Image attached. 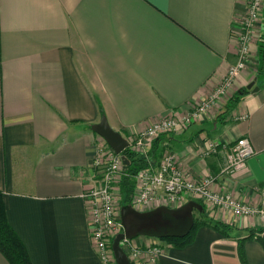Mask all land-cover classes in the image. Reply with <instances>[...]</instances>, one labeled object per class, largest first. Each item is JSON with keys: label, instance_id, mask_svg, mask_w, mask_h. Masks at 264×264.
Segmentation results:
<instances>
[{"label": "crops", "instance_id": "crops-1", "mask_svg": "<svg viewBox=\"0 0 264 264\" xmlns=\"http://www.w3.org/2000/svg\"><path fill=\"white\" fill-rule=\"evenodd\" d=\"M249 4L0 0V192L32 264H105L91 239L85 197L101 138L92 127L106 117L127 139L208 97L239 61L237 36ZM258 42L251 47L254 64L235 80L229 99L262 80ZM258 89L243 95L231 113H246L245 121L213 114L162 136L154 143L156 162L173 151L193 180L214 175V191L264 207V91ZM243 137L256 155L244 171L221 174L229 150ZM210 143L217 151L205 156ZM206 209L233 226L229 237L201 227L191 244L167 246L157 264H243V239L247 264H264L257 240L263 220ZM250 229L257 234L251 239ZM0 264H10L1 252Z\"/></svg>", "mask_w": 264, "mask_h": 264}, {"label": "built area", "instance_id": "built-area-1", "mask_svg": "<svg viewBox=\"0 0 264 264\" xmlns=\"http://www.w3.org/2000/svg\"><path fill=\"white\" fill-rule=\"evenodd\" d=\"M264 0H250L247 15L243 19V29L237 36L239 41V61L231 67L223 83L208 97L199 100L182 113L169 112L159 121L152 122L142 132L127 138L130 148L144 157L149 166L139 171L136 176V191L133 208L146 212L161 206L179 208L190 199L201 201L206 207L220 209L233 214L239 219L259 217L264 221V207L245 204L227 191H214L216 181L209 175L200 181L188 176L179 166L176 153L166 150L159 163H151V150L154 143L162 136L172 135L218 115L230 100V92L235 80L252 65L253 43L259 40L262 27L261 13ZM248 115L241 113L233 116L235 121H245ZM217 143H210L204 151L210 156L217 151ZM256 155L248 137L240 138L229 150L221 174L232 175L244 171L249 161ZM122 155H117L105 141H99L91 167L95 171L94 184L88 188L85 197L90 215L91 239L101 260L105 264H118L114 251L115 245L128 256L132 264H157L165 256L166 243L160 239L126 237L121 222L119 182L125 168ZM264 198V188L262 189Z\"/></svg>", "mask_w": 264, "mask_h": 264}, {"label": "trees", "instance_id": "trees-1", "mask_svg": "<svg viewBox=\"0 0 264 264\" xmlns=\"http://www.w3.org/2000/svg\"><path fill=\"white\" fill-rule=\"evenodd\" d=\"M261 22L262 27L259 32L257 52L259 61V71L257 74L258 79H264V8L261 13ZM250 93L251 92L247 91L246 89L241 90L240 93H236L234 97L227 102L219 117H222L223 119L230 117L231 113L234 112V110L240 103L242 96ZM154 152L155 148L153 146V151L151 152L152 164L157 161L156 156H154ZM123 156H125L129 164L125 166L121 180L119 182L121 198L120 204L121 208H130L133 206V198L136 189V176L139 171L147 168L150 164L144 157L135 153L131 149L124 151ZM197 202L203 205L205 211L204 213H201L199 211L195 212V224L193 230L184 239H165L164 242H166L168 246L183 248L186 245L191 244L195 240L196 234L201 227L213 228L219 231L221 234L229 237L230 232L234 229L233 226H231L229 223H224L216 220L213 217H210L207 213L206 206L201 201ZM258 232L260 234H263L264 229H259ZM249 233V239L257 236L255 229H250ZM244 240L245 239L240 241L239 253L243 264H247L244 254ZM257 240H259L264 245V238L261 235L257 236ZM116 243L117 241L113 242L114 245ZM0 252L4 255V257L10 264H32L27 248L8 221L4 194L2 192H0Z\"/></svg>", "mask_w": 264, "mask_h": 264}, {"label": "water", "instance_id": "water-1", "mask_svg": "<svg viewBox=\"0 0 264 264\" xmlns=\"http://www.w3.org/2000/svg\"><path fill=\"white\" fill-rule=\"evenodd\" d=\"M254 85V82L251 83L247 89L252 90ZM258 90V88H255L253 92H257ZM92 130L99 135L117 155H122L126 166L129 164L125 156H123V153L130 148V144L121 133L111 128L106 117H103L99 124L94 125ZM196 211L201 213L205 211L203 205L197 201H189L176 209L161 206L146 212H139L133 207L122 208L121 222L126 237L130 239L142 237L160 240L170 238L184 239L193 230ZM262 237L264 238V233ZM114 251L118 264H132L118 244L115 245Z\"/></svg>", "mask_w": 264, "mask_h": 264}, {"label": "rangeland", "instance_id": "rangeland-1", "mask_svg": "<svg viewBox=\"0 0 264 264\" xmlns=\"http://www.w3.org/2000/svg\"><path fill=\"white\" fill-rule=\"evenodd\" d=\"M252 65L254 64V59L252 58ZM257 67H259V61H258V64L256 65ZM263 80L264 79H262L261 81H259L258 82V84H257V88H259L260 87V90H262V91H264V83H263ZM253 89H254V87L252 88V90H249L250 92H253ZM233 116V115H232ZM232 116H230L231 118H232ZM234 116H236V115H234ZM99 141H102V138H99ZM98 141V142H99ZM104 141V140H103ZM106 143V142H105ZM98 145V144H97ZM154 146V145H153ZM121 177H122V175H121ZM120 180H121V178H120ZM120 190V189H119ZM135 191H136V189H135ZM120 192V191H119ZM120 194V193H119ZM134 199V198H133ZM120 203H121V200H120ZM120 206H121V204H120ZM162 242L163 243H166V242H164V240H162ZM114 245V244H113ZM116 245V244H115Z\"/></svg>", "mask_w": 264, "mask_h": 264}]
</instances>
